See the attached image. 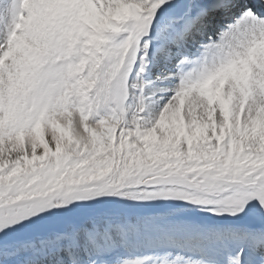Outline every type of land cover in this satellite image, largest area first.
<instances>
[{"label": "snow or ice", "instance_id": "1", "mask_svg": "<svg viewBox=\"0 0 264 264\" xmlns=\"http://www.w3.org/2000/svg\"><path fill=\"white\" fill-rule=\"evenodd\" d=\"M0 264H264V0H0Z\"/></svg>", "mask_w": 264, "mask_h": 264}]
</instances>
